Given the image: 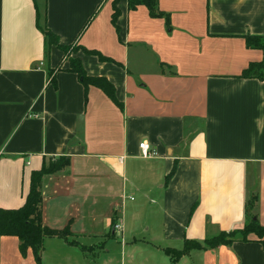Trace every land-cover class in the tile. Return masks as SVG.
<instances>
[{"label": "crops", "instance_id": "0c3cea01", "mask_svg": "<svg viewBox=\"0 0 264 264\" xmlns=\"http://www.w3.org/2000/svg\"><path fill=\"white\" fill-rule=\"evenodd\" d=\"M113 1L0 0V207L22 206L32 171L68 156L44 178L43 223L78 241L47 237L39 263L0 235V264H264L256 239L165 251L242 228L251 195L264 225V80L240 76L264 58L244 37L264 36V0H159L169 22L118 0V27ZM38 9L61 43L109 58L76 53L122 105L86 92L56 46L47 56Z\"/></svg>", "mask_w": 264, "mask_h": 264}, {"label": "trees", "instance_id": "16d2710c", "mask_svg": "<svg viewBox=\"0 0 264 264\" xmlns=\"http://www.w3.org/2000/svg\"><path fill=\"white\" fill-rule=\"evenodd\" d=\"M129 8L135 9L138 5H146L153 17L165 16L169 22V13L164 12L159 8V0H128ZM120 15L118 0L113 1V14L112 21L117 25V18ZM38 25L42 30L46 46L47 56L50 54L51 46H56L63 51V59L69 61L68 70L75 72L80 81L85 86L86 92L91 85L101 88L113 101L122 105L116 95V88L113 82L103 75H91L87 72L83 61L76 53L82 49L86 53H92L99 56L101 60H108L101 52L93 49H87L78 44V41L69 44L60 42L59 36L51 30L47 25L46 10L44 13L38 9ZM246 44L250 48H259L264 51V36L256 34H247L244 36ZM62 61L54 68L49 69V77L55 83V74L57 71L62 70ZM245 78H258L264 80V58L261 61L251 62L240 75ZM70 164L68 156L49 157L45 158L43 165L40 169H35L31 173L30 190L26 196L24 204L16 208H3L0 207V235H13L17 236L20 241V250L26 254L28 249H32L35 258L41 263V256L44 249L45 239L47 237L59 236L64 238L71 244H76L78 241L73 237L72 231L69 226L63 229L52 228L43 223V182L45 176L56 173L65 169ZM176 164L171 172L166 176L165 184H168L169 179L175 174ZM256 195H251L245 204L246 222L242 228H235L230 230H221L219 233L207 237L203 240L186 238L182 248H165V251L179 259L181 256L189 253L193 249H214L221 245H231L238 240L250 241L258 240L264 246V225H262L256 213L254 212L256 206ZM195 204L192 207L194 211ZM257 238H254L253 236Z\"/></svg>", "mask_w": 264, "mask_h": 264}, {"label": "built area", "instance_id": "2783aa9c", "mask_svg": "<svg viewBox=\"0 0 264 264\" xmlns=\"http://www.w3.org/2000/svg\"><path fill=\"white\" fill-rule=\"evenodd\" d=\"M139 146L141 150V155L143 157H152L156 154V152L152 150L150 143L146 140H143L142 142H140ZM115 228L121 229L122 226L120 225V223H117L115 224Z\"/></svg>", "mask_w": 264, "mask_h": 264}, {"label": "rangeland", "instance_id": "374dc122", "mask_svg": "<svg viewBox=\"0 0 264 264\" xmlns=\"http://www.w3.org/2000/svg\"><path fill=\"white\" fill-rule=\"evenodd\" d=\"M100 252V251H99Z\"/></svg>", "mask_w": 264, "mask_h": 264}]
</instances>
